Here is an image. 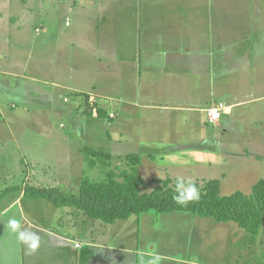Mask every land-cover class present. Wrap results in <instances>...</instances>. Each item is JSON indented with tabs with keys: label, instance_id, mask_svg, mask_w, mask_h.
I'll list each match as a JSON object with an SVG mask.
<instances>
[{
	"label": "crops",
	"instance_id": "1",
	"mask_svg": "<svg viewBox=\"0 0 264 264\" xmlns=\"http://www.w3.org/2000/svg\"><path fill=\"white\" fill-rule=\"evenodd\" d=\"M46 1L3 0L0 7V141L4 144L14 142L16 149H7V152L16 162L15 166L24 162L30 174L34 173L24 186H51L69 191L79 186L78 179L85 170L83 155L76 150L80 149L79 135H75L74 130L72 135L59 134L50 130V125L46 128L38 125L36 121L40 114L34 110L48 109V120L53 121L56 109L63 113L70 110L85 112L92 104L90 96L93 95L109 109L102 105L100 108L106 115L97 113V117L116 121L114 128L124 126L120 121H126V125L139 121L133 126L148 123L147 131H136L134 140L145 149L157 151L161 163L174 166L175 161L170 159L166 149L178 137H166L170 134L168 127L173 126L172 133L179 136L189 132L190 125L187 123L178 129L176 123L170 121L208 122L207 109L222 101L228 106L222 112L218 126L222 132H228L223 129L222 122L229 120L228 112L233 114L254 101L252 96L244 99L239 95L240 84L235 89L228 82L229 72L241 69L244 61L248 64L261 54L255 49L260 43L252 32L245 33L244 38L230 37V24L224 21L229 1L222 0L221 5H216L215 1L203 0L199 4L194 2L193 7L181 5L172 13L166 12L164 0H156V5L146 0L144 6L138 5L136 0H72L67 5L69 14L65 17L67 33L65 28L58 31L48 23H40L35 25L38 34L34 36L32 26H29L30 18L26 23L20 19L25 14L35 15L37 5L45 8L43 3ZM20 2L23 9L17 7ZM56 2L61 3V0ZM150 6L156 8L150 10ZM140 7H143L142 11ZM253 9L252 1L244 0L241 11L249 13ZM74 10L77 15L74 21L78 23L72 31L70 13ZM237 10L240 12L239 8ZM166 14H176L180 19L179 27L172 26ZM73 38L75 42H72ZM156 81L164 87L153 89ZM63 90L73 92L71 107L61 105V100L62 104L71 102L67 96L70 93L65 94ZM251 93L250 87L248 94ZM89 111L92 116L93 110ZM62 124V129L67 127ZM77 124L83 126L82 122ZM33 131L46 133V142L51 144L46 153L55 158L52 165L43 164L39 159L40 148L34 137L42 138L43 134L28 135ZM157 139L159 146L152 145L151 142ZM195 147L186 146L187 149ZM198 147L195 149L205 151L202 146ZM3 167L1 164L0 169ZM12 170L14 172L15 168ZM77 174L76 185L73 180ZM13 196L9 194L0 199V215L8 216L16 208L20 245L21 233L37 235L39 247L45 245L48 249L67 248L65 242L60 244V241L72 237L75 243L81 241L78 248L85 249L86 242L91 248L97 245L100 223L85 213L72 207H56L42 198L29 201L23 191L21 197ZM20 225L27 226V232H22ZM55 253L58 254L57 250ZM35 255L36 250L32 253L33 260ZM15 258L19 264H26L24 252L19 250Z\"/></svg>",
	"mask_w": 264,
	"mask_h": 264
},
{
	"label": "rangeland",
	"instance_id": "2",
	"mask_svg": "<svg viewBox=\"0 0 264 264\" xmlns=\"http://www.w3.org/2000/svg\"><path fill=\"white\" fill-rule=\"evenodd\" d=\"M38 1L42 2V0H36V3ZM141 1L142 3H140ZM145 1L136 0L137 4L142 6L146 3ZM148 1H150L149 4L156 5L157 3L156 0ZM181 1H183V4H180ZM201 1L203 0H164V8L166 12L171 11L173 13L181 5L193 7L194 2L199 4ZM207 1H215L216 5L222 4V0ZM225 1H229L228 8H225L224 17L226 19L224 21L230 24V37L244 38L245 33L252 32V36H255L260 43L255 49H258L261 53L254 60L249 61L248 64L242 61L244 67L227 74L230 87L236 89L237 85L240 84L239 95L242 98L247 99L249 96L254 98L253 102L238 108V113L233 112L231 114L228 112L229 120L222 121L223 129H228V132H222L221 127L219 129V122L214 124L210 121L204 123L202 121H170L173 124L176 123L178 129L185 127L187 123L190 125V131L179 134V136L172 133L175 130L173 126L168 127V130L166 129L168 133L170 131V134L166 137H178L176 142L166 149L168 150L167 155L175 161L174 166H171L167 163H161L160 158L157 157V151L145 149L144 145L134 140L136 137L135 132L138 130L147 131L148 123L143 122L133 126L135 122L139 121H133L130 124L127 121V125L126 121H120L124 126L114 128L116 121H109L108 117H97V110L103 103L93 95L90 96L92 104L88 105L89 109L86 110H93L94 118L93 115H87L86 112L81 110H70L63 113V111H59L60 109H56L57 113L53 112V121H49L47 115L49 110L37 109L34 111L40 115L36 123L44 128L50 125V130L53 132L58 131L59 134L72 135L73 132L71 131L74 130L75 135H79L78 139H80L78 143L80 149L76 148V150L83 155V159L90 148L108 153L111 166L117 167L118 171L127 167V154H140L139 172L148 182L146 190H150L154 186L150 182L154 177H170L174 180L182 177L186 181L190 179L199 182L218 178L221 194L223 195L231 194L237 190L250 193L253 184L264 178V98L262 97L264 96V0H250L254 4V9L249 13L241 11L244 0ZM69 2H72V0H61V3H57L56 0H47L43 3L45 8L41 9L37 5L35 15L25 14L20 20L22 22L25 20L26 23L30 18L29 26H32L31 30L34 36L38 34L35 31V25L40 23H48L58 31L65 28L67 33L69 28L65 26V17L69 14L67 12ZM73 2H76V0H73ZM2 5L3 0H0V7ZM17 5L18 9L24 8L22 2ZM155 8L156 6H153V8L150 6V10ZM238 8L240 12H238ZM139 9L142 11L143 7ZM76 16L75 10L70 13L73 25L72 31L78 23L74 21ZM166 16L168 15L166 14ZM117 17L120 18L119 15ZM168 17L170 22L173 23L172 26L179 27L180 19L176 14ZM248 18L251 19L248 21ZM49 25L47 26L50 29ZM41 28H38V32L41 31ZM44 28L42 33L46 32ZM29 33L30 31L28 35ZM72 42H75V38L72 39ZM168 47L171 48L169 45ZM45 64H47V61ZM152 87L154 89L164 87V85L160 81H156ZM250 87L253 93L248 94ZM67 92L70 93V95H67L68 97H73L72 91L63 90V93L67 94ZM61 101V105L65 107H71L74 103L72 98L70 103L62 104L63 100ZM220 103L228 106L225 102L220 101L211 107ZM41 107L43 108L44 105ZM102 107L109 111L107 106L103 105ZM17 111L19 110L17 109ZM77 122L80 124L82 122L83 126L77 124ZM61 123L66 124L67 127L62 129ZM157 123H160V121H157ZM21 124L22 122H20ZM51 124L53 125L51 126ZM63 124L62 126H64ZM17 125V128L20 127L19 124ZM38 134H43L42 138ZM44 134L46 133H36L34 131L28 133V135H38L34 139L40 148L39 159L43 160V164L52 165L55 158H52L50 153H46L51 144L46 142L47 139ZM159 137H161V133ZM210 137H212V141H210ZM151 143L156 146L159 142L157 139ZM188 144L196 146L195 148L202 146L205 151L200 152L195 148L187 149ZM46 146L47 148H45ZM150 148L153 147L150 145ZM7 149H16L14 142L4 144L0 141V165L3 164L4 166L0 169V193L10 186L20 185V187H23L24 183L30 181L29 176H34V173L30 174V169L24 165V162L15 166L16 162L10 156V152L8 154ZM26 155L29 157V152ZM10 162L14 165H10ZM98 165V167L88 171L90 178L100 179L102 177V163L99 162ZM12 167L15 168L14 172ZM78 177L79 174L73 180L74 184H76ZM81 177L78 179L79 183ZM75 187L77 188L78 185ZM9 194L14 195L13 197L16 198L22 195V191L13 190V192L5 194L3 197ZM28 199L32 201L31 198ZM18 207H21V204ZM28 207L30 206L28 205ZM15 209H12L7 214L8 216H3V213L0 215V264H19V261L15 258L19 250L24 252L26 259L24 262L26 264H31L32 261L33 264H36V261L37 264H264V225L261 227L259 234L255 236L234 222H217L212 218L200 217L187 211L172 213L149 211L140 216L132 215L126 220H118L109 224L94 219V222L100 223L97 228L101 230L100 234H96L97 245L94 248H91L86 241L85 249L78 248L76 243L81 244V241L75 243L74 237L66 238V240L60 241V244L65 242L67 248L57 246L48 249L45 245H41L36 250V259L33 260V252L29 251L23 241L21 245L18 241L19 221L15 217ZM25 224L27 223L25 222ZM25 227L27 226L20 225V230L27 232ZM55 250L58 254L55 253Z\"/></svg>",
	"mask_w": 264,
	"mask_h": 264
},
{
	"label": "trees",
	"instance_id": "3",
	"mask_svg": "<svg viewBox=\"0 0 264 264\" xmlns=\"http://www.w3.org/2000/svg\"><path fill=\"white\" fill-rule=\"evenodd\" d=\"M88 111L85 110L91 116L92 112ZM97 113L100 116L106 115V111L100 107ZM126 158L127 167L118 171L117 167L111 166L108 153L90 148L85 153L86 169L76 191L51 186L15 185L3 190L0 199L21 188L25 197L46 199L56 207H72L91 219L107 224L149 211H187L217 222H234L255 236L264 225V178L253 184L250 193L237 190L227 195L221 194L218 178L194 181L200 190V199L181 205L173 199L176 180L154 177L150 180L154 186L146 190L148 182L139 172L140 155L129 153ZM99 162L102 163V177L92 179L88 176V171L98 167Z\"/></svg>",
	"mask_w": 264,
	"mask_h": 264
},
{
	"label": "clouds",
	"instance_id": "4",
	"mask_svg": "<svg viewBox=\"0 0 264 264\" xmlns=\"http://www.w3.org/2000/svg\"><path fill=\"white\" fill-rule=\"evenodd\" d=\"M173 199L176 203L186 205L189 202L200 199V190L192 180H185L180 177L175 182V194ZM20 239L27 245L30 252H34L39 247V237L35 234L21 233Z\"/></svg>",
	"mask_w": 264,
	"mask_h": 264
},
{
	"label": "built area",
	"instance_id": "5",
	"mask_svg": "<svg viewBox=\"0 0 264 264\" xmlns=\"http://www.w3.org/2000/svg\"><path fill=\"white\" fill-rule=\"evenodd\" d=\"M67 25H69V22H67ZM227 108V106L223 103H220L219 105L217 106H214V107H211V108H208L207 109V112H208V118H209V121L211 123H218L221 116H222V112ZM111 116H113V114H111ZM76 246L79 247L81 246L80 243H76Z\"/></svg>",
	"mask_w": 264,
	"mask_h": 264
}]
</instances>
